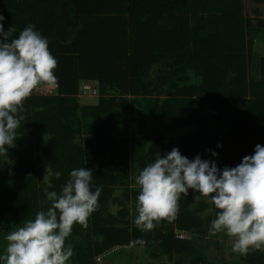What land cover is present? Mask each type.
Listing matches in <instances>:
<instances>
[{"label":"trees","instance_id":"1","mask_svg":"<svg viewBox=\"0 0 264 264\" xmlns=\"http://www.w3.org/2000/svg\"><path fill=\"white\" fill-rule=\"evenodd\" d=\"M0 16L5 31L15 28L8 42L29 24L47 39L58 85L57 95L24 101L14 146L0 151V234L46 212L45 190L59 196L70 172L85 168L90 189L102 190L88 227L75 223L65 240L74 252L67 264H94L117 245H153L170 259L196 254L175 264H225L176 237L175 228L202 238L217 218L214 204L206 218L195 213L207 205L198 191L181 194L175 220L149 231L137 227L125 198L137 199L136 177L173 148L215 161L221 174L249 155L239 150L249 142L242 130L264 127V56L251 60L264 20L247 16L244 0H0ZM88 79L99 83L97 103L79 100ZM112 203L122 206L116 214ZM236 254L264 264V250Z\"/></svg>","mask_w":264,"mask_h":264},{"label":"clouds","instance_id":"2","mask_svg":"<svg viewBox=\"0 0 264 264\" xmlns=\"http://www.w3.org/2000/svg\"><path fill=\"white\" fill-rule=\"evenodd\" d=\"M34 28L29 24L8 42L15 28L5 31L0 23V151L7 152L5 145L14 146L16 129L25 119L21 114L24 101L38 87L57 83V61L47 39ZM92 173L73 169L59 196L45 190L51 206L7 234L5 254L0 257L3 264H67L74 252L71 246L65 248V240L75 223L88 227V217L101 194L99 187L90 189ZM55 175L59 178L61 173ZM136 183L141 191L135 224L141 231L152 230L154 222L163 219L175 220L180 195L194 189L200 193L196 200L209 198L219 210L210 234L226 232L234 238L232 250L241 255L250 249L264 250V146L257 144L254 154L245 156L234 168L226 167L222 174L215 161L202 160L199 155L189 160L173 148L146 166Z\"/></svg>","mask_w":264,"mask_h":264},{"label":"crops","instance_id":"3","mask_svg":"<svg viewBox=\"0 0 264 264\" xmlns=\"http://www.w3.org/2000/svg\"><path fill=\"white\" fill-rule=\"evenodd\" d=\"M3 3L5 4V2H3ZM263 39H264V37H263ZM263 39L261 40L258 37L257 40L255 41V45H254V48L252 50V58H251V60L254 64L255 63L257 64L258 60L262 56H264ZM258 41H260L259 42L260 46L257 47ZM254 75L256 77H260L261 74L259 71H255ZM48 89H49L48 92H40V91H45ZM79 89H80V86H79ZM57 94H58V85L55 84V85H52L49 87L40 86L36 90H34L31 95H57ZM258 107H259V110H261L262 113L264 114V106L259 105ZM254 113H257V112L254 111ZM192 130H195V128L188 127V128H184L183 131H185V133H186V132L192 131ZM242 133L244 135H247L246 140L249 141L248 142L249 144L246 143V145L240 146V148H239L240 151H244V152L248 153L249 155H252L255 152V147L257 144L264 146V127H261L260 125H255V124L248 125L242 130ZM121 192H122V190L120 189V190L115 192V195L117 196V195L121 194ZM138 195L136 196V198L138 197ZM200 199H202L207 205L204 206V204H203L201 209L195 213L199 214L203 218H206L208 215H210V212H212L210 207L208 206L209 204L211 205L212 203L209 202V198L201 197ZM125 200L127 202V206H129L131 208L130 216L133 217L134 206L137 205V199L134 201V199L131 195L128 198L126 197ZM121 208H122V206H118V205L112 203L110 206L109 212L116 214L118 212V210ZM135 213H137L136 215H138L137 211ZM176 230H181V231H184L187 234H189L190 237L186 238V239H189V242H190L189 244H187V245H189L188 250H190V249L192 250V248L203 249V251L205 252L204 255L207 256L210 260L223 261L226 264H230V262H233V264H247L245 260H243L239 255L236 254V252H234L232 250V243H233L234 238L229 237L226 234V232H220L218 235H212V234H210V229H209L207 232V235L201 238L200 234L193 232L192 230L177 229V228H176ZM128 247L129 248L130 247H136L138 249H144V250H149V248L155 249V246H153V245H140V246L117 245V246L113 247L112 249L107 250L104 253L96 256L95 262L99 261V260H102V261L106 260V256L109 255L108 253L113 251V250L120 249V248H122V249L126 248L127 249ZM153 253L154 254H151L148 251L145 252V255L149 257L148 262L157 261V260H158V262H160L161 259L164 257H167L169 259V261L172 260L173 262H176L175 260L178 258L179 259L185 258V261H186V260H189L190 258H193L196 255V254H190V256L182 257L181 255H186L185 254L186 251L181 252V253L175 252L173 254V259H170L169 256L166 253H163L162 251H155V252L153 251ZM231 253L233 256H232V260L229 261L228 257H229V255H231ZM155 254H158L159 256L156 258ZM211 254H213V255H211Z\"/></svg>","mask_w":264,"mask_h":264},{"label":"rangeland","instance_id":"4","mask_svg":"<svg viewBox=\"0 0 264 264\" xmlns=\"http://www.w3.org/2000/svg\"><path fill=\"white\" fill-rule=\"evenodd\" d=\"M244 3H245V13L254 22L256 20H259V19L264 20V2H259L258 0H244ZM263 34H264V30L259 34V36H258L259 39H261V40L263 39ZM259 42L260 41H258V43H257V47L260 46ZM263 42H264V39H263ZM48 91H49V89L45 90V91H40V92H48ZM78 95H79L80 102L83 104H93V103L98 102L97 97L82 96L80 94V91H79ZM175 232H176V228H175ZM6 244H7V241H6L5 237L0 234V247H3V254H5ZM128 248L127 249L126 248H123V249L120 248V249L113 250V251L108 253L109 255L106 256V260H104V261L99 260V261H96L94 264H175V262H173L172 260L169 261V259L167 257L162 258L160 262H158V260L148 262L149 257L145 255V252L148 251L151 254H154L153 253V251L155 250L154 248L153 249L149 248V250L138 249L136 247H130L129 249ZM211 255H213V254H211ZM155 256L157 258L159 255L155 254ZM232 256L233 255L231 253V255H229V257H228L229 261L232 260ZM183 259H185V258H182L181 260H183ZM179 264H187V263L183 262V263H179ZM230 264H233V262H230Z\"/></svg>","mask_w":264,"mask_h":264},{"label":"built area","instance_id":"5","mask_svg":"<svg viewBox=\"0 0 264 264\" xmlns=\"http://www.w3.org/2000/svg\"><path fill=\"white\" fill-rule=\"evenodd\" d=\"M80 94L85 97H99L100 88L97 80L88 79L83 80L80 84ZM177 238L186 239L189 238V234L184 231L176 230L175 232Z\"/></svg>","mask_w":264,"mask_h":264}]
</instances>
